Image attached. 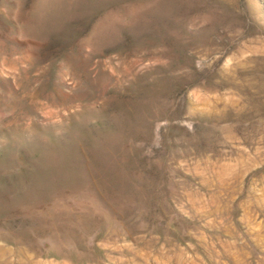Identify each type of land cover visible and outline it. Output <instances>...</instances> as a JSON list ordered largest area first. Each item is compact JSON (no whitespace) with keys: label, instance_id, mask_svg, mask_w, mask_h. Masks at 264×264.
Segmentation results:
<instances>
[{"label":"rangeland","instance_id":"1","mask_svg":"<svg viewBox=\"0 0 264 264\" xmlns=\"http://www.w3.org/2000/svg\"><path fill=\"white\" fill-rule=\"evenodd\" d=\"M0 264H264V0H0Z\"/></svg>","mask_w":264,"mask_h":264}]
</instances>
